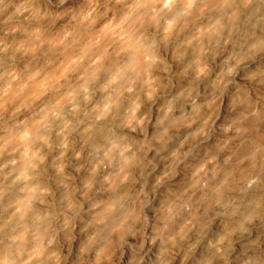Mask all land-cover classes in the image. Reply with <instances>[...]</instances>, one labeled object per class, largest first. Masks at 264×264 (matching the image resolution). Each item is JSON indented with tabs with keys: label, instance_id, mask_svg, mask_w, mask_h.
Masks as SVG:
<instances>
[{
	"label": "clouds",
	"instance_id": "9594fccd",
	"mask_svg": "<svg viewBox=\"0 0 264 264\" xmlns=\"http://www.w3.org/2000/svg\"><path fill=\"white\" fill-rule=\"evenodd\" d=\"M0 264H264V0H0Z\"/></svg>",
	"mask_w": 264,
	"mask_h": 264
}]
</instances>
